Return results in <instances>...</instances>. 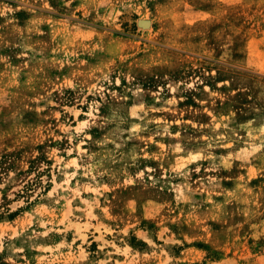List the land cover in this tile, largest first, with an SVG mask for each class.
I'll list each match as a JSON object with an SVG mask.
<instances>
[{"label":"rangeland","instance_id":"1","mask_svg":"<svg viewBox=\"0 0 264 264\" xmlns=\"http://www.w3.org/2000/svg\"><path fill=\"white\" fill-rule=\"evenodd\" d=\"M0 264H264V0H0Z\"/></svg>","mask_w":264,"mask_h":264}]
</instances>
